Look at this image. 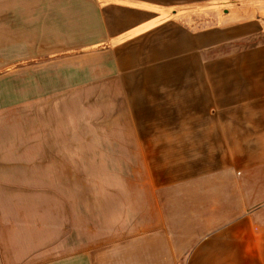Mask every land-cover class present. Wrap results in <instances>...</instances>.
<instances>
[{
	"label": "crops",
	"instance_id": "obj_1",
	"mask_svg": "<svg viewBox=\"0 0 264 264\" xmlns=\"http://www.w3.org/2000/svg\"><path fill=\"white\" fill-rule=\"evenodd\" d=\"M47 2L59 45L85 49L65 59L78 85L111 105L95 166L118 191L143 168L149 192L90 209L56 179L88 144L18 130L0 142V264H264V0ZM204 5L222 17L197 21Z\"/></svg>",
	"mask_w": 264,
	"mask_h": 264
},
{
	"label": "rangeland",
	"instance_id": "obj_2",
	"mask_svg": "<svg viewBox=\"0 0 264 264\" xmlns=\"http://www.w3.org/2000/svg\"><path fill=\"white\" fill-rule=\"evenodd\" d=\"M32 1H37L34 8ZM47 4V0H0V142L12 144L21 130L25 141L36 131L42 135L48 133L56 146L87 143L88 166L76 165L78 158L73 153V161H77H72L73 167L56 170L57 186L67 184L64 182H68L71 171L72 191L82 193L79 202L90 209L128 203L127 191L135 197L130 201L132 205L143 208L146 201L138 198L139 194L149 192L143 185L146 176L143 168L129 169L135 180L129 179L127 190L119 186L118 191L109 177L100 175L107 169L95 166L96 153L92 149L101 139L104 141L103 135L112 127L111 105L96 103L97 96L100 100L106 96V89L78 85L82 83L76 73L78 68L65 59L85 49L59 45L64 42L59 37L69 24L64 23L65 15L57 12L59 8ZM192 11L195 15V8ZM33 14L35 22H32ZM196 15L199 22L212 18L211 24L223 12L215 11L213 5H204L197 9ZM113 191L117 192L114 198L107 194Z\"/></svg>",
	"mask_w": 264,
	"mask_h": 264
}]
</instances>
